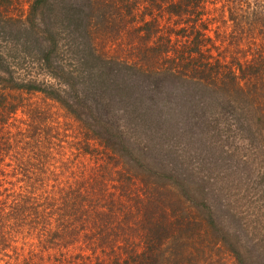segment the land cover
I'll list each match as a JSON object with an SVG mask.
<instances>
[{
	"label": "trees",
	"instance_id": "trees-1",
	"mask_svg": "<svg viewBox=\"0 0 264 264\" xmlns=\"http://www.w3.org/2000/svg\"><path fill=\"white\" fill-rule=\"evenodd\" d=\"M216 1L0 0L52 79L0 56V264H249L210 198L264 179V0ZM219 123L212 189L173 147Z\"/></svg>",
	"mask_w": 264,
	"mask_h": 264
},
{
	"label": "rangeland",
	"instance_id": "rangeland-1",
	"mask_svg": "<svg viewBox=\"0 0 264 264\" xmlns=\"http://www.w3.org/2000/svg\"><path fill=\"white\" fill-rule=\"evenodd\" d=\"M210 1L213 4H208L209 9L213 8L214 4L215 6L219 4L216 0ZM21 8L22 11H25V0H21ZM22 15L14 12L11 15L0 16V56L9 60L12 58L22 59L20 62L24 63V68L18 69V73L36 80L52 81L34 62V57L37 56L42 42L41 37L48 39L49 34H27L22 27ZM61 17L62 15L57 13L43 15V19L52 21L54 26L50 27L53 28L60 27ZM260 37L257 35L256 40L261 41ZM59 41L64 44V40ZM59 119L62 117L59 116ZM222 125L219 123L217 125L218 133H214L215 136L208 139L209 143L212 142L211 149L206 146L196 149L197 145H189L181 153L177 147H173L174 155L182 154L186 158L184 165L188 167V172L198 170L199 175L210 177H207L205 186L212 189L213 182L219 186V183H222L224 179L230 181L231 173L238 165V154L229 152L230 144L228 143L231 140L224 137L225 132ZM136 139L141 138L139 136ZM176 143L177 146H182L183 143L187 144L188 142L179 138ZM82 159L85 160L86 157ZM171 163H174L178 169L179 166L173 160ZM255 177L250 182L242 183L236 190L223 189L224 187L221 186L219 197L210 198V203L216 222L233 234L229 241L235 239L238 241L237 247L244 253L246 261L248 260L249 264H264V179ZM224 253V261L228 264L231 258L226 252Z\"/></svg>",
	"mask_w": 264,
	"mask_h": 264
}]
</instances>
